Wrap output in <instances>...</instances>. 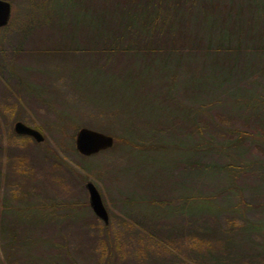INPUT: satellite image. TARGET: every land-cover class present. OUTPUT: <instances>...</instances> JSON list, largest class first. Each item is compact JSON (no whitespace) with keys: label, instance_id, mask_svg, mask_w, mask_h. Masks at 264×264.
Returning <instances> with one entry per match:
<instances>
[{"label":"rangeland","instance_id":"obj_1","mask_svg":"<svg viewBox=\"0 0 264 264\" xmlns=\"http://www.w3.org/2000/svg\"><path fill=\"white\" fill-rule=\"evenodd\" d=\"M245 1L220 5L237 10ZM10 2L12 23L0 27V264H10L7 255L20 264H106L102 239H115L119 264H206L191 228L242 238L254 224L263 233L264 53L251 56L255 74L229 81L233 74L221 71L231 57H183L175 86L174 66L99 50L103 20L86 12L96 0ZM202 32L200 44L218 38ZM253 42L244 36V47ZM212 71L223 76L221 89L193 78ZM209 87L215 92L204 94ZM111 103L115 109L104 107ZM17 121L44 140L17 133ZM81 127L112 135L113 146L81 154ZM188 133L196 147L189 155L177 148L191 141ZM91 180L109 212L107 228L90 204ZM3 223L25 238V251L11 244ZM262 241L252 232L234 247Z\"/></svg>","mask_w":264,"mask_h":264},{"label":"trees","instance_id":"obj_2","mask_svg":"<svg viewBox=\"0 0 264 264\" xmlns=\"http://www.w3.org/2000/svg\"><path fill=\"white\" fill-rule=\"evenodd\" d=\"M96 1L97 3H94L89 8L92 11L88 9L86 12L91 17L95 16L103 20V22L97 24L98 40L102 42V46L99 47L101 49H98L112 50L113 52H117L115 54L117 56L126 54L123 51H135V54H133L134 58L138 53H141V57L144 59L145 57H150V63L161 60L168 67L174 66L177 70L175 72L172 71L171 75L173 74V76L170 81L175 86H178L182 82L181 80L176 81L174 79L177 76L178 69L181 68L182 62L180 59H183V57L188 56L191 58L192 55L195 56L199 52L211 55L212 53L224 54L228 58L231 57L229 60L232 59V65L221 71L222 74H233V76L223 78L229 81L242 74L246 76L255 74L257 71L256 64L254 63L253 65L251 56L253 55L256 58L258 56L256 54L264 53V0L241 2L237 10L234 4L228 5V9L223 8L220 5L221 0H191V5H183V0H163L162 2L161 0H104V4L98 3V0ZM197 1L200 2L199 6L195 4ZM198 15L202 16L200 18L201 28H197L196 31H203L200 34L206 32L208 36L217 34V40L209 37L211 40L208 44H200V35H197L194 30L195 34H192L191 27L193 29L194 26L192 22L194 17ZM12 20L13 18L10 24ZM104 28H106L105 32L103 31ZM216 31L218 32L216 33ZM244 36H248L254 42L244 47ZM234 37L236 42L233 41ZM189 63L190 61L184 62L183 66H187L190 69ZM219 67L222 69L221 64ZM202 73H193V78L196 81H200V78L203 76L207 80H215L218 88L221 89L223 85L221 83L222 75H216L213 71L211 74ZM193 78L191 76L192 80ZM189 87L191 86L187 81L183 89ZM213 91L215 92L212 87H209L205 89L204 94L210 95ZM234 91L235 89L233 90V95L236 93ZM195 98H198V96ZM113 105L115 104L111 103L109 106L104 107L115 109ZM186 136L189 140L193 137L189 133ZM180 147H188L189 149L185 148L187 154L196 150L195 143L192 140L184 144V146L179 144L177 148L179 149ZM204 148L200 147L198 150ZM208 172L210 171L208 170ZM24 212L26 211L24 210ZM195 213H198V211H195ZM1 227L4 230L3 232H5L4 235L10 236L11 244L15 243V246H18L20 249L23 248L22 250L25 251L24 244L19 241L21 237L18 235V232L14 228L7 226L6 223H3ZM103 227L107 228V224L104 223ZM253 227L254 224H252V227L247 226L243 228L241 230L242 232L244 231L242 238L234 235L224 237L223 232H219L218 230L216 234L215 231L213 232L215 230L213 227V229L207 230L205 227L198 226L197 229L191 228V232L195 234L196 239H200L195 244V248L202 253L205 252L204 255L206 257L202 262L206 264H264V231L262 233L256 227ZM252 232L260 234L263 237V241L256 245L253 243L242 247V249L234 247L236 240H249ZM23 234L27 235V232L25 231ZM149 234L151 238L154 236L151 233ZM24 239L21 240L24 241ZM214 239H217V241ZM113 240L115 241V239ZM113 240L104 241L102 239L100 245L101 256L107 257L106 264H119L116 262L118 260L114 258L116 256L114 250L116 252L118 249L116 242L114 243ZM7 258L10 264H20V261L18 262L20 259L14 260L8 255ZM244 258H250V261ZM184 263L187 264V262ZM194 264H200V261L195 259Z\"/></svg>","mask_w":264,"mask_h":264},{"label":"water","instance_id":"obj_3","mask_svg":"<svg viewBox=\"0 0 264 264\" xmlns=\"http://www.w3.org/2000/svg\"><path fill=\"white\" fill-rule=\"evenodd\" d=\"M12 3L9 0H0V27L6 26L11 19ZM15 131L19 134L30 135L36 141H43L44 134L35 127L26 124L23 121L15 123ZM114 144V137L105 132L89 128L81 127L76 135V148L81 154L92 155L102 150L111 148ZM86 187L89 192L90 204L95 212L103 221L109 223V212L102 199V194L96 184L91 180L88 181Z\"/></svg>","mask_w":264,"mask_h":264}]
</instances>
